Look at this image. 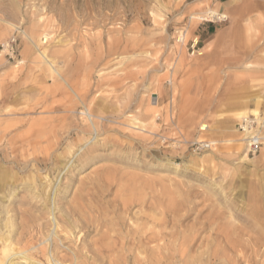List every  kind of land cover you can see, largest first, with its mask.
I'll return each instance as SVG.
<instances>
[{"label":"rangeland","instance_id":"1","mask_svg":"<svg viewBox=\"0 0 264 264\" xmlns=\"http://www.w3.org/2000/svg\"><path fill=\"white\" fill-rule=\"evenodd\" d=\"M215 3L0 0V45L14 37L19 46L16 61L0 56V224L17 216V236L27 239L22 224L33 219L39 230L30 252L46 246L50 228L43 198L35 200L26 188L52 199L47 186L54 184L55 215L76 224L75 244L62 241L59 251L66 264L73 246L88 247L79 264H95V255L102 260L97 264H150L151 234L165 248L157 251V264H184L188 257L178 249L196 230L203 238L188 254L197 263L202 256L203 264H264V160L260 150L240 162L246 147L234 141L246 109L264 116V8L210 37L202 54L193 53L198 27L227 22L225 14L217 13L220 20L206 14ZM200 141L215 146L193 153L190 144ZM105 177L109 188L103 197L93 195V181L103 185ZM132 197L141 201L128 212L113 209ZM81 199L96 208L68 217ZM117 216L128 221L113 232ZM102 219L109 227L101 229ZM143 225L144 247H130L134 236L127 228ZM225 228L239 238L238 250L215 246L213 233ZM216 248L224 253L206 260Z\"/></svg>","mask_w":264,"mask_h":264},{"label":"bare ground","instance_id":"2","mask_svg":"<svg viewBox=\"0 0 264 264\" xmlns=\"http://www.w3.org/2000/svg\"><path fill=\"white\" fill-rule=\"evenodd\" d=\"M207 15H209L208 17H218V18H221V16L219 17V15L217 14V13H215L214 11H212V10H209L207 13H206ZM201 19H204L202 16H201ZM14 27V26H13ZM16 29H18V28H16ZM19 30V29H18ZM20 31V30H19ZM24 37H26L25 35H24ZM27 38V37H26ZM176 42H178L179 43V40H177ZM183 42H184V37H183V40H182V42L180 43V46L183 44ZM41 56V55H40ZM42 58H43V56H41ZM46 59V58H45ZM47 60V59H46ZM254 100H255V104L256 105H259V103H260V98H259V96H255L254 97ZM244 106H248V101H245L244 102V104H243ZM8 108H5V110L4 111H6ZM85 111V110H84ZM86 113H88V112H86ZM86 113H82V114H80V115H83V114H86ZM247 113H250V114H252V115H254V116H257V110H254V109H246V111H244V113H242L240 116H238V119H242L243 117L242 116H244V115H246ZM89 114V113H88ZM90 115V114H89ZM92 115V114H91ZM86 117V116H85ZM85 117H83V118H85ZM244 117H247V116H244ZM86 119L87 118H85V121H86ZM87 122V121H86ZM90 123H91V121H90ZM92 124V123H91ZM94 127H95V125H94ZM93 130V129H92ZM234 133H235V136H236V140H234V141H236L237 143H238V147L241 149V147H242V145H243V141H242V138H241V136H240V134L237 132V130H235L234 131ZM240 136V137H239ZM67 150V149H66ZM69 151V150H68ZM69 153H70V151H69ZM72 153V152H71ZM73 154V153H72ZM71 155V154H70ZM261 156H262V158H263V160H264V147L261 149ZM238 159H239V161L240 162H244L246 159H247V154H243L242 156H240V157H238ZM66 164H68V163H66ZM171 165H173L172 163H171ZM66 166L67 165H65V164H63V165H60V167H58L57 169H63V168H66ZM67 168L69 169V168H73V164H72V162H70L69 163V165L67 166ZM59 171V170H58ZM68 171V170H67ZM47 178H48V176H47ZM94 178V177H93ZM106 178V177H105ZM104 181H102V184L103 185H100V182L99 181H93V184L91 185L92 187L90 188V191L93 193V195H97V196H100V197H103V194H104V191H106L107 190V188H109V181H107L108 179L106 178V179H103ZM46 181H47V179H46ZM49 182V181H48ZM36 183V182H35ZM135 185V184H134ZM67 186V185H66ZM38 188V187H37ZM66 188V187H65ZM0 189H2L3 190V187L1 186V188ZM17 189V188H16ZM27 190V192H30V193H33V198L36 200V199H38V198H43V203L41 204V206H42V208L44 209V210H46L47 211V214H48V218H49V228H50V230H48L49 232H47L46 233V235H45V237H46V239H44V243L43 244H46V246H44L43 248H41V249H39V250H34V252H30V249L28 248L30 245H32V244H34V241H37L36 239H35V237H33L34 235H35V231H37V230H39V228L37 229V226L36 225H34L33 224V219L32 220H30V225L29 224H22V227L24 228V229H28L27 231H28V233H26V234H28V236L29 237H27V239H24L25 237H20V236H17L18 234L16 233V224H15V218L17 217H5L4 218V220H2L1 222H2V224H0V264H66V262L68 261L66 258H65V256H59V251H60V249H61V245H62V241H65V240H68V241H70L71 242V244H75V242L73 241V239L75 240L76 239V237L77 236H75L74 235V232H72V230H73V226L74 225H76V224H74L73 226L72 225H70L72 222H69L68 220L69 219H67V217H64V216H56L55 215V209H56V205L58 204V203H56L57 201H56V196H57V194L59 193L58 191V189H57V186L54 188V184L53 185H51L50 184V186H47V189H49V192L51 193H53L52 194V196H53V198L52 199H50V194L49 195H46L45 197H43V196H41V194L40 193H38L37 191H35V190H37L33 185L32 186H30V187H28V188H26ZM139 189V188H138ZM14 190V189H13ZM44 189H42L41 191H42V193L44 192L43 191ZM15 191V190H14ZM13 192V191H12ZM147 192V191H146ZM78 194V193H77ZM133 194H134V192H133ZM141 194V193H140ZM135 195V194H134ZM80 196V195H79ZM92 198H94V197H92ZM79 199V198H78ZM89 199V198H88ZM100 199V198H99ZM136 199H138V197L136 198ZM136 199H134L133 197H132V199H125V200H123L122 202H121V206H120V204L118 205V206H114L113 207V209H115V208H117V207H120L121 209H122V211H124L125 213L126 212H128L131 208H132V206L133 205H135L136 203H138V202H140L141 200H140V198H139V201L138 200H136ZM86 200V199H85ZM76 201V200H75ZM84 200L83 199H81V200H79V201H77L76 202V205L74 204V208L70 211V213H69V215H68V217L72 214V216H80V217H83L84 216V214H83V210L85 209V210H87V211H89L90 210V212L92 211V209H93V205H87L85 202H83ZM88 201V200H87ZM192 202V201H191ZM116 203V202H115ZM181 203V202H180ZM106 205H108V203L106 204ZM112 206V205H111ZM163 206V205H162ZM161 206V207H162ZM171 206V202H169V204L168 205H166V207H169V208H171L170 207ZM35 207V206H34ZM95 208H96V206H94ZM109 207V206H108ZM165 207V206H164ZM163 207V208H164ZM166 207H165V209H166ZM229 207V206H228ZM94 208V209H95ZM98 208V207H97ZM100 208V207H99ZM98 208V209H99ZM156 208V207H155ZM93 209V210H94ZM97 209V210H98ZM106 209H108V208H106ZM161 209V208H160ZM195 209V208H194ZM100 210V209H99ZM102 211H103V208L101 209ZM156 210V209H155ZM7 210H5V212H6ZM152 211V210H151ZM162 211H165V210H163L162 209ZM171 211V210H170ZM174 211V210H173ZM15 212V211H14ZM98 212V211H97ZM96 212V213H97ZM106 212H108L107 210H106ZM168 212V211H167ZM176 212V211H175ZM85 213V212H84ZM104 212H102L101 214H103ZM162 213H164V212H162ZM171 213V212H170ZM6 214H8V212H6ZM23 214V213H22ZM64 214V213H63ZM87 214V213H86ZM16 215H18L17 213H16ZM65 215V214H64ZM149 215V214H148ZM152 215V214H151ZM164 215V214H163ZM29 216V215H28ZM103 216V215H102ZM101 216V217H102ZM197 216V215H196ZM105 217V216H104ZM127 217V216H126ZM126 217H123V216H117V222L116 223H114L116 226L114 227L113 226V232L114 231H116V227L118 228V227H120V228H122L124 225H127L126 224V222L128 221L127 219H126ZM34 218H36V217H34ZM38 219V218H37ZM82 219V218H81ZM98 220H99V218H97ZM198 219V218H197ZM20 220V219H19ZM48 220V219H47ZM76 220V219H75ZM98 220H96V221H98ZM103 220V219H102ZM102 220H100V221H102ZM140 220V219H139ZM216 220V219H215ZM81 221V220H80ZM95 221V222H96ZM115 221V220H114ZM222 221V220H221ZM18 222V221H17ZM23 222V221H22ZM29 222V221H28ZM79 222V221H78ZM234 222V221H233ZM46 223H47V221H46ZM76 223V222H75ZM84 223V222H83ZM100 223V222H99ZM102 223L104 224V225H102ZM102 223H100V226H101V229H102V227L103 228H105V227H107L108 225H110V222H105L104 220H103V222ZM129 223V222H128ZM137 223V222H136ZM216 223V222H215ZM69 225V227H68V225ZM90 224H91V222H90ZM96 225H97V223H95ZM113 224V225H114ZM133 224V223H132ZM208 224V223H207ZM20 225V224H19ZM45 226H46V224H44ZM77 225H78V223H77ZM96 225H95V227H96ZM137 225V224H136ZM248 225V224H247ZM48 226V225H47ZM83 226V225H82ZM81 226V227H82ZM87 226V225H86ZM85 226V227H86ZM98 226V225H97ZM146 226V225H145ZM40 227V226H39ZM41 227H43V226H41ZM71 227V228H70ZM88 227H90V226H88ZM109 227V226H108ZM233 227V226H232ZM100 228V227H99ZM124 228V227H123ZM126 228V227H125ZM197 228V227H196ZM215 228V227H214ZM20 229H21V226H20ZM74 229H75V227H74ZM78 229V228H77ZM77 229H75V230H77ZM107 229V228H106ZM128 229V233L126 232V234L127 235H130L131 234V236H132V239H133V236H134V239L132 240V242L130 243V247H133V246H140L141 248L142 247H144L143 246V243H142V235L144 234L143 233V229H144V225L142 226V227H136V228H134V229H132L131 227H128L127 228ZM239 229V228H238ZM44 230H46L45 228H44ZM108 230H110V228L108 229ZM208 230V229H207ZM25 231V230H24ZM23 231V232H24ZM86 231V230H85ZM119 231V230H118ZM197 231V230H196ZM196 231H194V232H196ZM202 231V230H201ZM204 231V230H203ZM22 232V233H23ZM81 232V231H80ZM79 232V233H80ZM83 232V231H82ZM102 232V231H101ZM194 232L193 233H191L190 234V236L187 238V239H185V241H183V245H182V249H178V255L181 257V258H185V257H188V260H186V261H184V264H203V262L202 261H200L201 259H199V258H201V257H198V260H199V262L200 263H197L196 261V257H195V255H190V258H189V254H188V251L189 250H191V249H193V247L195 246V244L197 243V242H199L198 240L200 239V238H203V237H201L202 235V233L200 234V236H198L197 237V235H195L194 234ZM206 232V231H205ZM232 232H233V230H232ZM39 233V232H38ZM58 233H59V235H60V233L61 234H63L64 235V237H61V236H59L58 235ZM76 233V232H75ZM204 233V232H203ZM25 234V233H24ZM23 234V235H24ZM37 234V233H36ZM87 234V233H86ZM119 235H120V239H121V243H122V245H124V243H123V239L124 240H126V237L125 238H123V237H121V236H124L123 234H122V232H120V233H118ZM122 234V235H121ZM125 234V233H124ZM236 234V233H235ZM240 234V233H239ZM80 235H81V233H80ZM170 236V235H169ZM213 241L215 242V246L216 247H220L219 245L222 243V244H224V246L228 249V250H230L231 252L233 251V250H238V248H240L241 246V242H239V238H234V237H232V233L231 232H229V230L227 229V228H225V229H220V230H217V231H215L214 233H213ZM39 237H40V234H39ZM102 237H104L105 239H103V240H106L107 238L109 239L110 237H109V235H108V232L107 233H105V234H102ZM118 237V236H117ZM248 237V236H247ZM84 238V237H83ZM83 238H82V240H83ZM123 238V239H122ZM119 239V240H120ZM148 239V243L149 244H154V246L155 247H153V248H149V249H147L146 248V252H148V253H150V258H149V260L147 261V263H150V264H157L158 263V261L156 260L157 258H156V253H158L157 251L159 250V249H161L162 250V248H164V245H163V247H162V244H161V247L159 246V243H158V238H157V236L155 235V234H151V236L149 237V238H147ZM246 239V238H245ZM39 240H41V238L39 239ZM77 240V239H76ZM81 240V239H80ZM128 240V239H127ZM205 240V239H204ZM106 242V241H105ZM136 242V243H135ZM262 242V241H261ZM82 243V242H81ZM103 243V242H102ZM107 243V242H106ZM109 243V242H108ZM251 243V242H250ZM259 243H260V239H259ZM258 243V244H259ZM99 244H100V242H99ZM126 244V243H125ZM203 244V246H205L204 245V243H203V241L201 240V243H200V247H201V245ZM257 244V243H256ZM77 245V244H76ZM84 245V244H83ZM121 245V244H120ZM181 245V244H180ZM63 246V245H62ZM102 246H104L103 244H102ZM260 246V245H259ZM32 247V246H31ZM87 246H82V249H78L77 250V248L78 247H72V248H68V251H69V253L71 254L70 256H71V258H72V262H71V264H79L80 262H79V257H81V252H83L84 250H85V248H86ZM148 247V246H147ZM199 247V248H200ZM243 247V246H242ZM34 248V247H33ZM38 248V247H37ZM88 248V247H87ZM100 248V247H99ZM99 248H97L98 250H99V252L101 251V249H99ZM101 248H103V247H101ZM105 248V247H104ZM246 248V247H245ZM109 249V248H108ZM165 249V248H164ZM163 249V250H164ZM220 249V248H219ZM255 249H256V246H255ZM258 249H260V248H258ZM257 249V250H258ZM77 250V251H76ZM97 250V251H98ZM194 250V249H193ZM225 250V249H224ZM223 249L221 250V251H219L217 248L213 251V252H211L210 253V250L208 251L209 252V254H208V256L205 258L206 260H207V258H208V260H212V259H218V257H220L219 255H221V252L222 253H224L223 251H224ZM197 251H199V250H197ZM227 251V250H226ZM261 251V250H260ZM201 252V251H200ZM230 252V253H231ZM263 252V251H262ZM229 253V252H228ZM237 253H238V251H237ZM240 253V252H239ZM257 253H258V251H257ZM94 254H95V252H94ZM97 254V253H96ZM159 254V253H158ZM191 254V253H190ZM195 254V253H194ZM235 254V253H234ZM241 254V253H240ZM263 254V253H262ZM113 255V254H112ZM161 255V254H160ZM174 255V254H173ZM206 255V254H205ZM233 255V254H232ZM199 256H200V254H199ZM248 256V255H247ZM264 256V255H263ZM224 257V256H223ZM230 257V256H229ZM203 258H204V254H203ZM244 258V257H243ZM246 258V257H245ZM256 258V257H255ZM148 259V258H147ZM167 259V258H166ZM225 262H229L230 263V261L229 260H227V258L225 259V258H222ZM230 259V258H229ZM236 259V258H235ZM70 260V259H69ZM141 260V259H140ZM144 260V259H143ZM182 261L184 260V259H181ZM205 260V261H206ZM233 260V259H232ZM81 261V260H80ZM92 261L95 263V264H97V263H100L101 261H100V259H99V256H97V255H95V256H93V258H92ZM114 261V260H113ZM160 261V260H159ZM171 261V260H170ZM204 261V260H203ZM47 262V263H46ZM136 262V264H140V261H135ZM196 262V263H195ZM224 262V263H225ZM258 262H259V260H258ZM143 263V262H142ZM223 263V262H222ZM232 263V262H231ZM247 263V262H246ZM245 263V264H246ZM205 264V263H204ZM256 264V263H255Z\"/></svg>","mask_w":264,"mask_h":264},{"label":"built area","instance_id":"3","mask_svg":"<svg viewBox=\"0 0 264 264\" xmlns=\"http://www.w3.org/2000/svg\"><path fill=\"white\" fill-rule=\"evenodd\" d=\"M210 18L215 20L221 19L217 16ZM183 37H185V32L180 31L176 41L179 40V43H181ZM196 46V42L192 43L190 46V49L193 53L197 52ZM18 52V42L14 37L0 45V56L6 58L9 61H16L19 56ZM236 130L241 135L244 146L246 147L245 150L247 155H255L264 147V116L243 117L238 121ZM214 146L215 143L200 141L191 143L190 149L193 153H200L202 151L211 150Z\"/></svg>","mask_w":264,"mask_h":264},{"label":"crops","instance_id":"4","mask_svg":"<svg viewBox=\"0 0 264 264\" xmlns=\"http://www.w3.org/2000/svg\"><path fill=\"white\" fill-rule=\"evenodd\" d=\"M213 8L215 13L225 14L228 23L223 22V24L219 23L218 25L203 24V26L198 27V30L194 35L197 39V43L202 46L201 48H197L198 54H202V49L206 46L210 37L215 36L218 33L224 34L226 28H232L234 26V22H238L240 19L244 20L247 15L252 13V11L263 9L264 0H216ZM200 17L201 16L198 18L200 19ZM188 50L189 48H186L187 52H189ZM257 115L259 114L257 113Z\"/></svg>","mask_w":264,"mask_h":264}]
</instances>
